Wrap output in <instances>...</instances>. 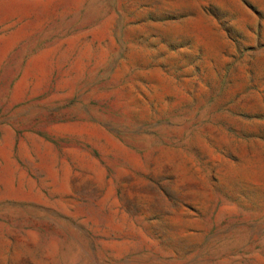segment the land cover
I'll return each mask as SVG.
<instances>
[{
	"label": "rangeland",
	"instance_id": "obj_1",
	"mask_svg": "<svg viewBox=\"0 0 264 264\" xmlns=\"http://www.w3.org/2000/svg\"><path fill=\"white\" fill-rule=\"evenodd\" d=\"M0 264H264V0H0Z\"/></svg>",
	"mask_w": 264,
	"mask_h": 264
}]
</instances>
